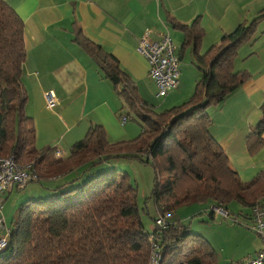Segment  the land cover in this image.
Returning <instances> with one entry per match:
<instances>
[{
    "label": "trees",
    "instance_id": "obj_1",
    "mask_svg": "<svg viewBox=\"0 0 264 264\" xmlns=\"http://www.w3.org/2000/svg\"><path fill=\"white\" fill-rule=\"evenodd\" d=\"M261 12L264 14V9ZM262 14L248 23L242 20L205 52H201L204 31L200 17L189 24L174 20V26L184 33L176 54L181 60L190 46L192 64L200 77L187 100L162 112H156L138 95L117 58L79 29L74 40L98 64L123 102L137 110L141 131L130 140L112 142L105 128L94 124L66 157H56L52 147L39 150L35 146L36 129L33 118L25 112L28 97L22 82L24 23L0 0V157L12 153L20 165L34 162L38 179L71 171L79 177L113 159H139L153 166L149 197L154 199L158 214L170 213V217L181 206L195 203H212L228 211L226 207L235 202L243 216L244 209L251 210L256 202L264 207V170L247 181L239 177L209 131L208 112L250 78L249 72L234 70L233 62L239 47L252 40ZM259 110L258 122L249 127L245 137L246 150L252 156L264 143V101ZM125 114L131 117L130 112ZM61 187L53 188L47 197L19 204L11 219L7 244L0 249V264H149V238L154 233L162 248L157 264L218 262L210 242L179 219L169 220L162 229L154 224L152 231H147L139 212L137 189L126 172L104 169L78 185ZM210 211L212 218L214 212Z\"/></svg>",
    "mask_w": 264,
    "mask_h": 264
},
{
    "label": "crops",
    "instance_id": "obj_2",
    "mask_svg": "<svg viewBox=\"0 0 264 264\" xmlns=\"http://www.w3.org/2000/svg\"><path fill=\"white\" fill-rule=\"evenodd\" d=\"M4 1L24 23L26 59L22 82L28 97L25 112L33 118L36 129L35 146L39 150L49 147L60 150V157H66L71 146L81 140L94 124L102 125L112 142L133 135L124 136L129 118L122 124L121 117L126 115L123 100L111 81L104 78L94 59L74 40L79 29L114 55L136 86L138 95L145 101H152V97H157V87L148 75L146 59L136 50L147 29L151 30L150 38L156 41L167 34L175 49L179 50L184 33L174 26V20L189 24L199 16L204 31L201 52H205L213 44L220 43L225 34L233 32L242 20L248 23L264 9V0ZM262 15L258 19L261 26L256 25L260 38H264ZM187 48L191 52V47ZM190 60L189 65L183 63L184 67L179 68V83L169 92H174V97L181 101L193 93L200 77L197 69L186 71V68H191L192 56ZM233 66L236 71L249 72L250 78L218 107L208 109L211 117L209 131L239 177L247 181L264 170V143L253 156L245 146L249 127L258 122L259 106L264 101V39L255 48L250 43L241 45ZM47 93L53 99L51 104L47 103ZM262 138L264 141V134ZM62 181L65 183L66 178ZM2 195L1 203L4 202ZM229 205L226 208L233 213ZM212 206L208 203L193 207L189 215L173 218L172 214L169 220L179 219L186 223L184 219L196 215L203 219L200 222L207 223L209 232L198 230L199 224L194 231L201 233L215 249L217 264H243L262 249L264 238L262 240L247 230L250 209H244L247 213L243 216L240 215L241 207H235L240 219H244L240 220L235 215L234 223L218 220L223 216L217 213L212 214V218L209 216L211 221L208 222L205 217ZM6 227L10 229L11 224Z\"/></svg>",
    "mask_w": 264,
    "mask_h": 264
},
{
    "label": "rangeland",
    "instance_id": "obj_3",
    "mask_svg": "<svg viewBox=\"0 0 264 264\" xmlns=\"http://www.w3.org/2000/svg\"><path fill=\"white\" fill-rule=\"evenodd\" d=\"M258 24V21L256 22V25ZM255 25V32L253 33V38L250 42V44H254V48L263 42L264 38H260L261 35L259 34V29H257L258 26H261L258 24V26ZM190 49L187 48L182 56L181 62L179 63V68L184 67L183 63H188V65L191 63V52H189ZM241 52L244 51V49L240 50ZM196 69V67L191 64V68H186V71H193ZM191 96V95H190ZM189 96V97H190ZM188 97V98H189ZM187 98V99H188ZM186 99V100H187ZM149 104H151L156 112H162L167 108H170L174 105H179L184 101H181L179 98L174 97V92L167 95L166 97H152V101H147ZM124 103V111L130 112L129 120L127 121L126 125L127 128L125 129L124 126V136H130L129 138H125L124 140H130L132 138H135L141 130L140 127V118L137 114V110H132L134 108H130L125 102ZM213 107H218L213 106ZM137 109V108H136ZM136 132V133H135ZM11 154V153H9ZM30 163V162H29ZM110 168H116L119 169L121 172L127 173V179L128 181L134 185L137 189V203L139 206V212L141 215V220L144 224V227L147 231H152L154 227V219L158 217V209L155 204V201L150 196L151 189L153 187V181H154V169L153 166L150 163L142 162L139 159L136 158H117L113 159L107 163H103L101 165H98L88 171H85L83 174H79V177L77 176L78 173L76 171L68 172L65 175L66 182L62 184V179H65L64 176L60 177H48V178H40L37 180L30 181L26 187L23 189H13L5 191L2 195L3 203H0L2 205V213L4 215V218L6 217V226H9L11 223V219L13 218L15 211L19 204H21L23 201L31 198H37V197H47L54 191L53 188L57 187L58 185H62V190L64 188H69L71 186L78 185L82 183L84 180H86L89 176H91L93 173H96L100 170H106ZM82 169H78L77 172H80ZM37 172V170H36ZM38 174V173H37ZM74 180L73 182H71ZM163 181L164 178H161ZM53 190V191H52ZM232 205H229V210L233 211V213H230L229 217H222L221 215H218L222 218H218V220L228 221L229 223L232 222L233 218H235V215L240 219V216L238 214V207L240 206L232 202ZM200 206L198 204H186L178 208L175 213H173L174 217L176 216H187L193 210L191 208ZM237 207V208H235ZM235 208V209H234ZM241 209V208H240ZM182 212V213H181ZM244 213H247V210H244ZM187 218V217H186ZM193 219H195L193 221ZM205 219L207 221H211L209 219V216L206 215ZM244 219L241 217L240 220ZM186 224L189 225L192 232L201 234L199 232L194 231V228L199 224V227H196L198 230L203 229L205 232H209L210 228L206 225L207 223L202 224L203 222H200L203 219L198 218V215L189 217V219H184ZM191 222V223H190ZM237 224V223H236ZM239 224V223H238ZM237 224V225H238ZM249 232L253 234V231L247 229ZM225 235V234H224Z\"/></svg>",
    "mask_w": 264,
    "mask_h": 264
},
{
    "label": "built area",
    "instance_id": "obj_4",
    "mask_svg": "<svg viewBox=\"0 0 264 264\" xmlns=\"http://www.w3.org/2000/svg\"><path fill=\"white\" fill-rule=\"evenodd\" d=\"M151 30L147 29L141 37L137 51L141 53L148 63V75L154 81L157 87L156 95L165 97L175 89L179 83V56L176 54L175 48L170 37L165 34L159 41L150 38ZM46 94L48 104L51 99ZM127 116L122 115V124L127 121ZM55 155L60 156L61 151L55 150ZM36 178V169L34 162L20 165L15 161L14 156L9 154L6 157H0V194L8 190L23 189L28 182ZM1 203V202H0ZM214 213L223 217H229V212L222 206H212ZM170 213L158 214L155 218V226L159 229L166 228L169 224ZM236 222L237 219H234ZM248 228L255 233V236L264 238V207L260 202H256L251 209V219ZM10 229L6 227L5 218L2 213V205L0 204V249H2L8 241ZM150 241V257L149 264H157L161 258L162 248L158 243V235L152 234ZM244 264H264V245L254 256L248 258Z\"/></svg>",
    "mask_w": 264,
    "mask_h": 264
},
{
    "label": "bare ground",
    "instance_id": "obj_5",
    "mask_svg": "<svg viewBox=\"0 0 264 264\" xmlns=\"http://www.w3.org/2000/svg\"><path fill=\"white\" fill-rule=\"evenodd\" d=\"M170 39H171V38H170ZM140 40H141V39H140ZM140 40H139V42H140ZM171 41H172V40H171ZM139 42H138V45H139ZM172 44H173V42H172ZM138 45H137V47H138ZM173 46H174V44H173ZM174 48H175V47H174ZM136 50H137V48H136ZM137 52H138V51H137ZM138 53H139V52H138ZM139 54H141V53H139ZM141 55H142V54H141ZM142 56H143V55H142ZM143 57H144V56H143ZM144 58H145V57H144ZM145 59H146V58H145ZM146 61H147V60H146ZM147 65H148V63H147ZM37 179H38V175H37V172H36V178L33 179V180H37ZM33 180H32V181H33ZM28 183H29V182H28ZM28 183H27V184H28ZM26 186H27V185H26ZM26 186H25V187H26Z\"/></svg>",
    "mask_w": 264,
    "mask_h": 264
}]
</instances>
